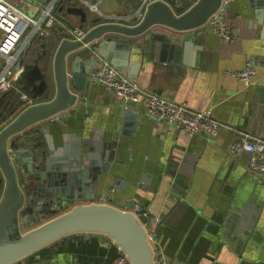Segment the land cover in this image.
Instances as JSON below:
<instances>
[{
    "label": "crops",
    "instance_id": "crops-1",
    "mask_svg": "<svg viewBox=\"0 0 264 264\" xmlns=\"http://www.w3.org/2000/svg\"><path fill=\"white\" fill-rule=\"evenodd\" d=\"M69 1L94 13L79 0ZM86 1L96 5L95 13L112 16L129 15L141 3ZM172 1L186 9L197 0ZM21 7L32 11L28 5ZM63 14L78 23L79 16ZM225 19L234 37L230 41L202 25L193 30L189 48L180 46L176 59L161 60L158 51H144L141 45L133 56L139 61L132 78L138 87L165 99L185 101L193 109H210L222 124L214 138L155 121L141 104L130 106L137 111L135 118L127 117L126 107L89 77L98 61L87 63V74L78 76L77 104L56 114V123L39 122L49 128L56 145L62 134L114 141L109 172L92 186V200L105 196V202L114 206L132 203L144 210L155 253L172 264H264V176L248 169L246 153L235 155L228 150L238 134L246 133L263 144L264 152V4L232 0ZM54 24L58 25L57 19ZM139 37L126 39L144 43ZM31 44L40 51L39 42ZM248 57L256 69L252 83L243 85L224 74L242 68ZM8 92L1 91L0 98L6 99ZM68 205L55 208L47 217ZM76 235L61 237L44 246L45 252L38 249L10 264H109L117 254L116 245L103 233Z\"/></svg>",
    "mask_w": 264,
    "mask_h": 264
},
{
    "label": "water",
    "instance_id": "water-1",
    "mask_svg": "<svg viewBox=\"0 0 264 264\" xmlns=\"http://www.w3.org/2000/svg\"><path fill=\"white\" fill-rule=\"evenodd\" d=\"M66 1L58 7V25L52 34L39 41L40 51L36 45L28 46L14 87L6 99L0 98V264L79 233L107 235L130 264H155L146 217L136 215L132 203L120 208L92 200V186L109 172L114 141L62 134L56 145L49 128L39 122L56 123V114L77 104L78 76L87 74V63L104 58L132 79L139 65L133 56L139 54L140 45L144 51H158L161 60L176 59L180 46H191L193 30L206 22L220 0H197L186 9L172 0H150L138 22L133 13L90 14ZM252 1L264 4V0ZM63 12L79 16L78 23H71ZM77 29L83 30L79 38ZM132 36H140L144 43L126 39ZM20 93L37 102L24 106ZM124 111L127 117L137 114L131 107ZM34 124L37 127L26 130ZM51 202L69 205L47 217L54 210ZM42 216L47 218L39 221Z\"/></svg>",
    "mask_w": 264,
    "mask_h": 264
},
{
    "label": "built area",
    "instance_id": "built-area-1",
    "mask_svg": "<svg viewBox=\"0 0 264 264\" xmlns=\"http://www.w3.org/2000/svg\"><path fill=\"white\" fill-rule=\"evenodd\" d=\"M65 0H0V92L14 87V81L22 69L20 59L32 42H39L52 34L55 27L57 8ZM87 5L94 13L96 5L86 0H79ZM148 0H141L140 6L133 12L135 20L142 19ZM232 0H220L219 6L212 12L205 24V28L224 40H232L233 33L225 19L228 3ZM30 6L32 11H25L21 6ZM109 16V15H107ZM112 16V15H111ZM76 37L83 35L82 29H77ZM97 64L89 71V77L101 83L123 107L141 104L145 113L155 121L173 126L177 130L188 134H198L207 138H214L222 124L212 114L210 109L197 110L189 107L186 102H176L153 92L142 91L134 79L126 78L119 69L111 65L104 58H99ZM256 73L255 63L248 57L242 68L225 70L224 74L240 80L243 85H249ZM18 99L24 106L33 105L37 99L20 93ZM228 150L235 154H247V167L256 175L264 176L263 144L253 136L240 133L229 144ZM102 196L97 201H106ZM56 202L50 203V208H58ZM136 214L147 216L144 210L137 205L132 208ZM147 228V226H146ZM148 231V238L154 250L152 231ZM113 241V240H112ZM117 254L110 259L109 264H130L121 248L113 241ZM155 264H172L162 256L155 253ZM86 264V263H80Z\"/></svg>",
    "mask_w": 264,
    "mask_h": 264
},
{
    "label": "trees",
    "instance_id": "trees-1",
    "mask_svg": "<svg viewBox=\"0 0 264 264\" xmlns=\"http://www.w3.org/2000/svg\"><path fill=\"white\" fill-rule=\"evenodd\" d=\"M47 250V247H42V248H40L38 251H36V252H38V253H43V252H45Z\"/></svg>",
    "mask_w": 264,
    "mask_h": 264
},
{
    "label": "rangeland",
    "instance_id": "rangeland-1",
    "mask_svg": "<svg viewBox=\"0 0 264 264\" xmlns=\"http://www.w3.org/2000/svg\"><path fill=\"white\" fill-rule=\"evenodd\" d=\"M149 1H150V0H148L147 3H148ZM147 3H146V4H147ZM203 25L205 26V24H203ZM1 60H2V58H1ZM184 102H185V101H184ZM145 217H146V216H145ZM155 221H157V218H156V217H155ZM145 225H146V223H145Z\"/></svg>",
    "mask_w": 264,
    "mask_h": 264
}]
</instances>
